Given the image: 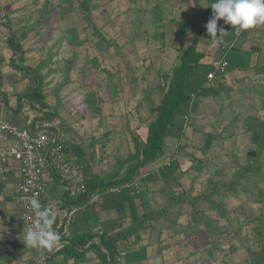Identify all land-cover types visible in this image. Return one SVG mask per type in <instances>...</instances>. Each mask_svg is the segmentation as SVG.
<instances>
[{
	"label": "crops",
	"instance_id": "0c3cea01",
	"mask_svg": "<svg viewBox=\"0 0 264 264\" xmlns=\"http://www.w3.org/2000/svg\"><path fill=\"white\" fill-rule=\"evenodd\" d=\"M211 3L212 0H125L124 5L120 3L121 10L117 11V14L120 15L119 19H121L119 27L111 22L110 13L105 14L103 23L106 24L107 20L110 21L105 36L116 39L119 50L103 46L100 55L102 56V67L110 69L113 73L120 72V76L112 79L103 74L102 80L103 84L116 82L121 86L117 97L112 95L110 89H108L109 92L104 90L100 93L104 101L102 117H106L109 126L105 128L107 126L105 125L104 131L96 129L97 132L90 133L91 135L87 136L86 140L79 139L77 144L73 138L80 135V129L72 128L71 123L64 124L62 127V131L66 134L65 152L68 159L81 165L87 178L94 174L111 175L118 167V162L135 151L134 140L137 138L142 142L145 141L148 132L146 118L160 100L161 92L159 88H156L161 82L162 78L160 77L180 63L184 49L196 40L198 41L197 51L204 55L201 66L205 67L206 75L212 72L214 61L226 59L235 66L233 73L231 72L233 77L234 74L238 77L244 74L257 77L250 70L245 72L244 68L251 63L258 62L264 66V50L262 55H253L252 57L246 52L252 48V45L264 41V25L238 33L232 29L231 25H226L223 20H220L218 29L223 27L226 34L223 36L222 42L214 46L207 30L201 31L208 22L207 11ZM105 24L103 27L106 26ZM2 31L4 30L0 28V35L3 36ZM217 38H219V31ZM6 48L0 44V66H3V68L0 67V71L3 73L2 87L7 86L10 95L0 98L4 103H8L5 108L0 106V118L25 127L38 117L20 119V114L22 111L25 112L27 106L21 111L11 109H16L19 106L18 94L32 91L33 85L29 80H25L20 83L19 90H14L15 85L22 78L16 79V70L11 67L12 51ZM28 56L30 59L32 55ZM253 74L254 76H252ZM206 81H208L207 77L204 82ZM194 82L195 79L192 78L190 92H196L204 84L203 82L200 84L201 86L194 88ZM220 89L217 88L218 91ZM14 95L16 96L13 98ZM224 97L225 94L217 97H202L193 101L190 115L197 125L209 124L216 120L215 117L212 118V113L209 114L206 111V107L212 106V103L218 102ZM52 102L53 99L49 94L48 103L51 107H53ZM23 104L25 106V103ZM29 105H32L31 101H29ZM15 117L19 118L15 119ZM210 131L209 128L206 130V132ZM71 133L73 137L68 138ZM202 135H204L203 132L190 135L191 137L182 142V146L185 143L193 148L194 145L191 143L193 139L198 140V137L200 138ZM203 141L204 145L205 137ZM86 143L89 146L88 150L77 148L78 145L84 147ZM69 144L71 148H69ZM177 144V140L170 141L165 157L140 170V176L136 182L139 183L140 190L142 187L141 192L134 194L138 188L136 189L133 184H128L120 192L105 194L100 202V207L88 206L83 210H78L75 223L71 226L72 230L70 228L72 234L97 233L99 227L109 232H115L120 230L122 225L124 228L131 226L145 212L164 208L168 199L173 197L178 190L177 180L183 176V171L191 163L186 150L180 151L179 154L176 152ZM110 148L113 152L108 154L107 151ZM191 148L187 150L189 151ZM101 149L102 152H107L106 156H97L100 152L98 150ZM79 153L84 156V162L79 159ZM16 179L10 181L0 193V238L4 234L10 237L11 234L12 236L17 234V230L22 231V223L14 225V223L17 224L15 218L19 211L15 189ZM105 191V189L101 190L100 193ZM57 195L55 189L54 196ZM169 225L171 224H162L158 230L153 232L141 231V240L137 244H133L125 259V264H175L174 258L168 256L166 247L169 241L166 236ZM134 238L135 236L132 239L134 240ZM25 252L22 251L20 254ZM19 262L20 264H29L21 258ZM56 262L58 259H53L51 264ZM97 262V259H93L90 264Z\"/></svg>",
	"mask_w": 264,
	"mask_h": 264
},
{
	"label": "rangeland",
	"instance_id": "374dc122",
	"mask_svg": "<svg viewBox=\"0 0 264 264\" xmlns=\"http://www.w3.org/2000/svg\"><path fill=\"white\" fill-rule=\"evenodd\" d=\"M46 1H50L52 5L45 16L43 11L45 10L44 7H46ZM83 1L86 0H76L74 12L64 19L60 16L61 10L66 4L64 0H0V10L5 19L11 20L12 31L21 33L26 39L24 47L28 48L29 54L32 55L30 59H32L31 61L34 64L33 68L35 69L39 63H46L43 71L39 72L44 77L42 87L53 99V107L56 101L60 105V115L57 120L62 125L61 129L63 130L64 124L68 125V123H71L74 128L80 129V135L75 132L78 136L73 138L76 144L79 139L86 140V137L91 135L90 133H95L100 129L104 131L103 127L107 125L105 128H108L109 126L106 117H102V112L94 114L88 108L84 103L83 96L86 87H89L86 89H97L100 86V82H103L104 73L95 68L97 64L103 65L102 56H100L102 47L118 49L114 43L98 45L97 43L89 42L80 47L71 44L73 33L67 32L68 29L78 30L79 37L83 39L88 35L85 30L88 24L78 5V3ZM124 1L95 0L91 5V16L97 25L102 28L105 24L103 23L105 14L110 13L111 22L116 27H119L121 19H119L120 15L117 14V11L121 10L120 3L123 4ZM38 20H42L41 25L38 26L37 30L33 29V23ZM2 29L4 30L2 31L3 36L0 35V37L3 40L8 30L5 27H2ZM2 40L0 44L6 48V44ZM110 40L114 42L116 39ZM6 49L8 50V48ZM93 59H96L97 63H93ZM13 61H17L19 65L18 58L12 60V69H14ZM0 67L3 68L2 65ZM65 69L72 70L69 80L65 78L67 76ZM15 75L16 79L22 78L19 74L17 77V72ZM255 76L257 77H251L247 74L246 76L238 77L234 74L233 77V74L228 73L225 77V85L232 91L229 94L225 93V97L222 100L212 103V106H207L206 111L209 114L212 113V118L215 117L216 119L217 115H226V107L232 106L230 110L234 114L231 117L226 115L227 119L225 121L217 123L218 127L215 131L218 135L222 133L223 137L215 142L217 149L209 152L208 155L197 150L201 149L205 136L198 137V140L193 139L191 143L194 146L189 152H194L197 156L204 158L206 163H211V168L205 169L201 174L193 172L191 174L193 176H190L191 178L187 175L184 187L178 190L180 193L185 188L191 189L192 197L205 193L209 195L212 193V188L209 185L210 181H216L221 185L233 178V175L238 170L237 162H235L236 158L239 159L240 165H244L247 163L251 152L260 150L258 145L253 144V136L251 132H248L246 123L248 117L264 118V96L262 93L264 76ZM192 78L195 79L194 88L201 86L200 84L206 79L205 67L201 66L190 77L189 90L192 88ZM23 81H25L24 78L19 80L14 90H19V85ZM9 95L8 87L4 85L0 98L9 97ZM29 101L31 99L23 102L25 106L24 104L22 105V110L27 107L25 112L22 111V114H20V119L25 117L33 119L35 116H40L41 112L36 108H32L29 105ZM14 103L16 104V102ZM0 106L6 107V104L1 99ZM17 118L19 117H15V119ZM96 129L98 130L96 131ZM231 133H234L232 137H230ZM72 137V133L68 135V138ZM69 148H71L70 144ZM77 148L79 150H88L89 146L86 143L84 147L78 145ZM218 150H222L221 156H217ZM98 151L100 152L97 156H106L105 153L113 152L112 148L108 149L107 152H102V149ZM79 156V159L84 162V156L81 153H79ZM262 169L264 170V166H262ZM195 177H197L196 181ZM221 193L219 201L225 207L223 214L218 209L211 210L210 204L202 203L201 201L197 208L190 204H185L183 207L174 206V210L168 219L171 221L168 224L171 225H169L170 228L166 235L169 240L166 247L168 256L172 259L174 258L175 264H252V257L260 251L254 230L264 215V205L258 200H250L245 192L237 195L230 193L229 197L224 194L223 190ZM252 196L257 199V195L252 194ZM100 206L101 204H98L96 207ZM212 218L216 220L214 227L206 228V219L207 221H212ZM14 225H19V223H14ZM15 235L12 236L11 234V238H14V236L18 238L21 232L17 230ZM20 253L22 252L19 251L13 257L12 264H20V258L24 262H29L27 253Z\"/></svg>",
	"mask_w": 264,
	"mask_h": 264
},
{
	"label": "trees",
	"instance_id": "16d2710c",
	"mask_svg": "<svg viewBox=\"0 0 264 264\" xmlns=\"http://www.w3.org/2000/svg\"><path fill=\"white\" fill-rule=\"evenodd\" d=\"M64 1L66 4L61 10L60 16L65 19L74 12L76 0ZM94 1L95 0H86L78 3L79 9L84 15L88 24L85 28L88 35L86 34L87 36L83 39L79 37L80 35L78 30L68 29L67 32H70L71 34L73 33L71 44L75 45L76 47H80L89 42L97 43L98 45H110L111 43H114L118 48L117 50H119L117 42H111L110 39L113 38H107L105 36L107 26L109 25L108 20L105 24L106 26L101 28L92 18L91 5ZM213 2L214 0H212V3ZM51 5L52 3H50V1H46V7H44L45 10L43 11L45 16L47 15L48 10L51 8ZM207 14L209 21L213 15V11L210 7L208 8ZM41 23L42 20H38L33 23V29L37 30ZM206 24L203 26L201 31L207 30ZM2 27L7 28L8 30V33L6 34L9 35V39L7 43L4 44H6V47L12 51V60L16 58L19 59V65L17 64V61H13L14 70H16L15 72L20 74V76L25 80H29L33 85L32 91L28 93L26 92L24 94H18L19 106H17L16 109L11 110L21 111L23 102L25 100L31 99L33 102L31 105L32 108L39 110L43 119L57 120L60 115V105H58L56 101L54 107H51V105L48 103L49 94H47V92H45L42 87L44 77H42L40 73L43 71L46 63H39L35 69L33 68L34 64L31 61L32 59H29L28 56L29 49L24 47V42L26 41L25 37L17 31H12L13 25L11 24V20L5 19L0 10V28ZM1 40L2 37H0V41ZM197 43L198 41L196 40L190 46L185 48L181 55L180 63L173 66L167 74L160 77L162 78L161 82H159L156 87L159 88L161 92L160 100L155 108L151 111L150 115L146 118L148 132L145 141L142 142L136 138L134 140L136 145L135 151L128 155L125 159H121L120 162H118V167L111 175L102 176L100 174H94L90 178H87L84 175V190L80 195L69 200L71 204L78 207V210L85 209L88 206H97L87 205L82 208L84 202H87L88 198L94 193H99L102 198L105 194H111L107 191V189L110 187L135 183L140 176V170L142 168L156 163L158 160L167 155L169 147L168 143L170 141L177 140L178 144L176 147V152L179 154L180 151H187V149L191 148L189 145H185V143L182 146V142H185L187 138L198 132H203L205 135V143L201 149L197 150H200L203 154L208 155L209 152L217 149L215 147V142L218 141L219 138L223 137L222 133L218 135L215 131L218 127L217 123L225 121L227 119L226 115H230V117L233 116L234 113L232 110H230L232 106L226 107V115H217L214 122L205 125H197L196 121H194L190 114L194 104L193 101H195V99H200L202 97L206 98L222 96L225 93L229 94L232 91V89H228L226 87L225 77L228 73L234 71L235 66L226 59L219 60L228 61L229 65L224 71L212 68L215 86L207 88L206 81L196 92H190L188 88L189 79L194 73L198 71L201 66V60L204 58V55L197 51ZM263 50L264 41H259L257 44L252 45V48H250L246 53H248V55L251 57L253 55L260 56L263 54ZM92 62L97 63V60L93 59ZM249 65L244 68V70H246L245 72L250 70V72L259 75L260 77L264 76V66L260 65L259 62L253 64L251 63ZM95 68L97 70H101L107 77L112 79L120 76V72L113 73L110 71V69L103 68L101 64H97ZM68 69H65L67 73V76L65 77L66 80L70 79V72L72 71ZM206 77L208 78L207 75ZM163 82L165 83V87L163 86ZM2 83L3 73L0 71V94L2 93ZM221 86L222 88L220 89ZM86 88L83 96L84 103L94 114H98L102 112L104 105V101L100 96V93L104 90L108 91V89H110L112 91V95L117 97L121 86L116 84V82L114 84H103V82H100V86L97 89ZM217 88L220 90L218 91ZM262 93L264 96V89ZM5 104L6 106L8 105L6 102ZM186 117L189 118L187 119ZM246 123L248 125V132H251L253 136V144L258 145L260 150L258 152H251L247 163L244 165L239 164L238 158L235 159V162H237L236 165H238V170L230 181L222 183L221 185L216 181H210L209 185L212 188V193L209 195L205 193L203 195L192 197L191 189L188 190L185 188H183L182 192L180 193L178 190L184 187V182L185 179H187V175L189 177L193 176L191 175L193 172L201 174L205 169L211 168V163H206L204 158L197 156L194 152L190 153L188 151V156L191 162L190 166L183 171V176L177 180L178 190L174 193L173 197L168 199V202L164 208H158L149 212H145L143 216L132 223L131 226L124 228L122 225L121 229L115 232H109L102 228L103 234L101 235L100 241L95 239L96 233L94 232L83 235H73L72 232H70V235L64 236L66 241L65 246L53 254L50 264L53 259H58V262L52 264H90L93 259L98 260L96 264H120L117 260L118 256L120 255V250H127L129 253L133 244H137L141 240V231L149 230L150 232H153L158 230L162 224L168 225L167 223L171 222L168 219L170 218L171 212L174 210L173 208L175 205L183 207L185 204H190L197 208L199 207V202L201 201L202 203L206 202L210 204L211 210L218 209L223 214L225 212V207L219 201L222 190L227 197H229L230 193L237 195L241 192H245L250 200H258L264 205V170L262 169V166H264V118L248 117ZM208 128L214 132H206ZM233 135L234 133H231L230 137ZM230 137L229 139L231 140ZM218 152L219 153L217 156H221L220 153L222 150H218ZM16 177L17 175L10 174V181H13V179H16ZM196 180L197 177H195V181ZM6 185L7 183H4L0 179V193L3 191ZM104 189L106 191L101 194V190L103 191ZM141 190L139 189L140 192ZM252 194L257 195V199L254 198ZM15 219L19 224L21 223V215L19 211L18 216ZM215 221L216 220H213V218L212 221H207L206 219V228L214 227ZM169 228L170 226H168V229ZM254 231L256 240L259 242L258 245L260 246V251L252 257V264H264V215L259 220V225L255 227ZM19 232L22 233V231ZM133 236H135L134 240L132 239ZM9 246L14 247L16 253L19 251H26L28 249V247H26L24 242H22L19 237L11 238V236L9 237L4 234L0 238V249L1 247L4 248ZM49 251L51 252L52 250ZM13 257L14 254L12 253L6 251L1 252L0 264H12ZM29 264L35 263L32 259H29Z\"/></svg>",
	"mask_w": 264,
	"mask_h": 264
},
{
	"label": "built area",
	"instance_id": "2783aa9c",
	"mask_svg": "<svg viewBox=\"0 0 264 264\" xmlns=\"http://www.w3.org/2000/svg\"><path fill=\"white\" fill-rule=\"evenodd\" d=\"M8 39L9 35L5 34L2 41L7 43ZM228 65V61H215L213 68L224 71ZM207 79L206 87H214L213 72L209 73ZM163 86L165 87L164 82ZM38 118L25 127L0 118V179L9 184L10 174L17 175L15 189L23 225L19 236L22 242L34 219V213L28 207L31 198L39 199L42 206L50 207L56 212L53 229L61 236L60 246L51 252L30 247L24 251L35 264H50L53 254L65 246L64 236L70 235V228L75 223L78 207L69 200L84 190V168L68 159L65 152L66 134L60 128V121L43 119L42 116ZM126 186L128 184L110 187L107 191L117 193ZM133 186L137 189L139 183L135 182ZM54 188L57 196H54ZM139 192L138 188L134 194ZM101 199L99 193H94L84 202L82 208L98 205ZM102 234L103 229L99 227L95 239L100 241ZM3 251L14 256L17 254L12 246L1 247L0 253ZM104 252L106 253L105 250ZM127 255V250H120L118 262L124 264Z\"/></svg>",
	"mask_w": 264,
	"mask_h": 264
},
{
	"label": "clouds",
	"instance_id": "9594fccd",
	"mask_svg": "<svg viewBox=\"0 0 264 264\" xmlns=\"http://www.w3.org/2000/svg\"><path fill=\"white\" fill-rule=\"evenodd\" d=\"M208 8V7H207ZM210 8L212 18L206 24L207 33L213 45L222 42L226 34L223 27L218 29V21L231 25L238 32H245L264 25V0H214ZM219 31V38L217 32ZM28 207L34 213V219L24 236L26 247L43 251L52 250L60 246L61 236L53 229L56 212L50 207L42 206L39 199L33 197Z\"/></svg>",
	"mask_w": 264,
	"mask_h": 264
}]
</instances>
